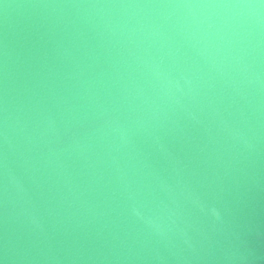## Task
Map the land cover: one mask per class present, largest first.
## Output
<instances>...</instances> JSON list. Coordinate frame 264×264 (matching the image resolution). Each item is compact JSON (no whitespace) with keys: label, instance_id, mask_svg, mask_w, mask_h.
Wrapping results in <instances>:
<instances>
[{"label":"water","instance_id":"1","mask_svg":"<svg viewBox=\"0 0 264 264\" xmlns=\"http://www.w3.org/2000/svg\"><path fill=\"white\" fill-rule=\"evenodd\" d=\"M0 264H264V0H0Z\"/></svg>","mask_w":264,"mask_h":264},{"label":"clouds","instance_id":"2","mask_svg":"<svg viewBox=\"0 0 264 264\" xmlns=\"http://www.w3.org/2000/svg\"><path fill=\"white\" fill-rule=\"evenodd\" d=\"M223 15L227 18L229 23H234L236 26H241L244 23L246 17L253 15L251 10L248 11H233L225 9Z\"/></svg>","mask_w":264,"mask_h":264}]
</instances>
